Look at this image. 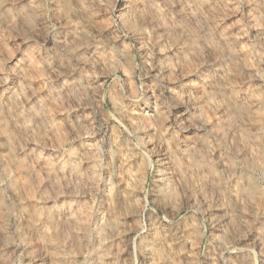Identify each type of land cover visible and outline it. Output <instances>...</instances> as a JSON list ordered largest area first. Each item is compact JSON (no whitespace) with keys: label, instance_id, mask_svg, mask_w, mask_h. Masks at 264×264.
<instances>
[{"label":"clouds","instance_id":"1","mask_svg":"<svg viewBox=\"0 0 264 264\" xmlns=\"http://www.w3.org/2000/svg\"><path fill=\"white\" fill-rule=\"evenodd\" d=\"M0 264H264V0H0Z\"/></svg>","mask_w":264,"mask_h":264}]
</instances>
